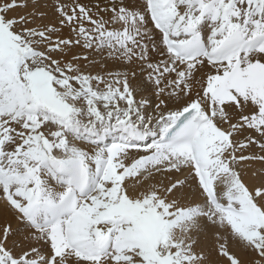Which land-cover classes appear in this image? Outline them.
<instances>
[{"label": "snow or ice", "instance_id": "obj_1", "mask_svg": "<svg viewBox=\"0 0 264 264\" xmlns=\"http://www.w3.org/2000/svg\"><path fill=\"white\" fill-rule=\"evenodd\" d=\"M0 264H264V0H0Z\"/></svg>", "mask_w": 264, "mask_h": 264}]
</instances>
